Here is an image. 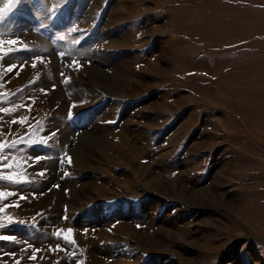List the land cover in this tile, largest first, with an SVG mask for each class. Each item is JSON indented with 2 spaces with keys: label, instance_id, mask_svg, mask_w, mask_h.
Returning a JSON list of instances; mask_svg holds the SVG:
<instances>
[{
  "label": "rangeland",
  "instance_id": "rangeland-1",
  "mask_svg": "<svg viewBox=\"0 0 264 264\" xmlns=\"http://www.w3.org/2000/svg\"><path fill=\"white\" fill-rule=\"evenodd\" d=\"M0 8V264H264V0Z\"/></svg>",
  "mask_w": 264,
  "mask_h": 264
},
{
  "label": "snow or ice",
  "instance_id": "snow-or-ice-1",
  "mask_svg": "<svg viewBox=\"0 0 264 264\" xmlns=\"http://www.w3.org/2000/svg\"><path fill=\"white\" fill-rule=\"evenodd\" d=\"M20 2H22V0H9L8 11L9 12L12 11V5L13 4H18ZM4 13H5V9L4 8H0V20H2L4 18ZM5 43H7L9 45H17L18 38H12V39H9L7 41H4L3 39H0V57H2L6 52L7 53H11L14 50H16V51L26 50V46L24 48H15L14 49L13 47H9L7 49H4L3 45ZM35 59H40V57H36ZM73 63H75V61ZM33 66H34V64H33ZM15 67H16V65H9L7 67V71L11 72L12 69L15 68ZM8 111H9V109H7V108H0V112H8ZM18 119H19L21 124H24L26 122L27 118L26 117H19ZM13 122H15V120ZM13 143H15V142L13 141ZM30 143H35V141H30ZM41 143L46 144L47 141L46 140H41ZM7 146H11V145H8L7 142H5V141H0V151L4 150ZM35 159L39 160L40 157L37 156V157H35ZM3 167H4L3 162L0 161V172H2ZM0 179H6V180H9V181H13V182H23L26 179V177L23 176V175H20L19 173H13V174H8V175H0ZM6 195H8V194L0 191V199L6 198ZM0 211H3V209L0 208ZM71 233H72V229L68 228L66 230L65 234H64V238L65 239H70L71 238ZM59 234H60V232H57V235H59ZM6 238L12 239V237H6Z\"/></svg>",
  "mask_w": 264,
  "mask_h": 264
}]
</instances>
